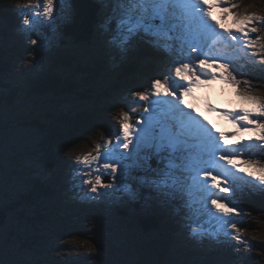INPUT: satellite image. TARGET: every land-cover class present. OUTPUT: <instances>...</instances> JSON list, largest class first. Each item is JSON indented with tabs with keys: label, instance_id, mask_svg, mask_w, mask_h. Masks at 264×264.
Here are the masks:
<instances>
[{
	"label": "snow or ice",
	"instance_id": "1",
	"mask_svg": "<svg viewBox=\"0 0 264 264\" xmlns=\"http://www.w3.org/2000/svg\"><path fill=\"white\" fill-rule=\"evenodd\" d=\"M31 2L28 0L29 4ZM115 2L121 17L118 27L124 34L121 46L143 31L165 49L170 47L169 40H177L180 52L167 76L153 79L148 90L131 93L137 108L144 103L147 106L139 112L135 124L130 111L121 109L115 143L109 139L110 147L103 153L97 145L95 155L89 152L72 160V146L65 147V155L74 165L91 166L92 162L106 161L103 169L115 182L105 183L102 175L81 176L82 184L90 186L82 198L96 200L102 195L101 189L122 185L135 170L143 169L157 177L151 181L157 187L164 185L189 195L207 193L204 198L222 217L239 216L242 209L229 206L239 182L264 189V160L253 159L256 153L249 151L254 147L264 148V96L252 91L248 80L238 78L241 74L231 61L213 54L212 45L222 41L225 48L239 46L258 56L259 63L264 64V35H259L262 29L257 26L264 24V15L241 12L239 4L233 0ZM225 4L228 6H223ZM217 9L222 13L220 19L214 15ZM53 11V0H46L44 12L51 17ZM229 16L233 21L231 26L224 23ZM22 20L23 26L32 28L34 22L27 15ZM37 43L36 39L31 40L32 45ZM219 65L224 68L223 74L218 76ZM217 79H223L235 90L239 107L216 108L207 96L199 99L206 111L219 112L224 120L235 125L234 131H222L205 111L187 99L190 96L196 99L197 89L211 86ZM260 155L264 156V152ZM153 158L157 160V168L149 162ZM224 222L235 232L228 231L225 235L239 247L244 243L241 229L230 219Z\"/></svg>",
	"mask_w": 264,
	"mask_h": 264
},
{
	"label": "rangeland",
	"instance_id": "2",
	"mask_svg": "<svg viewBox=\"0 0 264 264\" xmlns=\"http://www.w3.org/2000/svg\"><path fill=\"white\" fill-rule=\"evenodd\" d=\"M67 5L70 4L69 0L64 1ZM4 80V78H3ZM1 87V85H0ZM0 100H3V94L0 91ZM55 101L47 99L41 104L31 107L33 112L31 113L30 119L34 116L33 123L26 124V117L23 116L21 119L17 116L24 112L25 108H16L11 113L0 114V166H6L5 171L8 174L14 175L19 169V163L24 162L25 159L30 157L29 152H37L38 144L36 143L40 138V135L36 132V124L34 120H43L46 121V116L43 113H49L53 109H43L41 107L50 106ZM2 105L0 104V110ZM18 149H22L23 153H19ZM37 149V150H36ZM17 162V165H16ZM17 179V176H14ZM13 178V177H12ZM12 178L7 180L6 176L0 170V202L10 205L9 198L5 196L8 194L11 198H16L19 196L17 191L20 188L21 195L24 196L27 190L24 189V185L20 180L17 181L18 184L12 182ZM4 187V188H2ZM45 204V203H44ZM51 203H47V208ZM27 207L24 208V211H27ZM40 208V206H39ZM21 207L12 206L11 210V227H20L22 232L13 237L11 241H6V245H0V264H33L34 260L39 261L43 259L44 256L40 255L41 253L37 250H31V253L27 250V242H31L30 236L32 233H27L24 230V227L30 229V226H26L24 218L19 214ZM260 234L264 235V220L260 222ZM5 235V232H4ZM0 232V244L4 242V236ZM93 242V241H92ZM23 248L24 251L20 252ZM118 244L114 246V249L117 250ZM109 250V249H108ZM40 253V254H39ZM115 262H120V254L117 255L115 251L112 250L110 255ZM21 258H25V261H21ZM48 264H50L48 262Z\"/></svg>",
	"mask_w": 264,
	"mask_h": 264
},
{
	"label": "trees",
	"instance_id": "3",
	"mask_svg": "<svg viewBox=\"0 0 264 264\" xmlns=\"http://www.w3.org/2000/svg\"><path fill=\"white\" fill-rule=\"evenodd\" d=\"M55 123L56 122H53L47 125L45 122L44 124L40 122L41 128L48 132L44 135L46 138H43L40 143V145L44 146L45 151L50 150V147H52L54 143L65 140H70L71 142L81 140L84 138V134L94 132L98 124L94 114L89 113L76 114L70 119L66 113L58 118L57 123H59V125ZM65 124L67 126H65ZM40 208H47V206H40Z\"/></svg>",
	"mask_w": 264,
	"mask_h": 264
},
{
	"label": "clouds",
	"instance_id": "4",
	"mask_svg": "<svg viewBox=\"0 0 264 264\" xmlns=\"http://www.w3.org/2000/svg\"><path fill=\"white\" fill-rule=\"evenodd\" d=\"M13 2L15 3V4H17V5H23L25 2H26V0H13ZM22 23H23V20H22ZM225 23V22H224ZM227 24V23H226ZM233 24V21L231 22V24H227V25H229V26H231ZM223 68H224V66L223 65H219L218 66V70H217V75L219 76V75H222L223 74V72H222V70H223ZM216 81H223L224 82V80L223 79H217ZM225 83V82H224ZM226 84V83H225ZM219 91V88H217V92ZM225 99H227V97H217V100H218V102H223V100H225ZM74 117V116H73ZM85 136H86V138L88 137V134H84ZM65 141H67V140H65ZM1 167V166H0ZM13 229H14V231H15V233H17V227L15 226V227H13ZM18 233H22V232H18Z\"/></svg>",
	"mask_w": 264,
	"mask_h": 264
},
{
	"label": "bare ground",
	"instance_id": "5",
	"mask_svg": "<svg viewBox=\"0 0 264 264\" xmlns=\"http://www.w3.org/2000/svg\"><path fill=\"white\" fill-rule=\"evenodd\" d=\"M147 185H148L149 187H151L152 189L157 190L156 187H154L155 184L151 183V181H148ZM158 191H160V190H158ZM124 196H125V195H124ZM119 199H120L122 202H123V200H124V198H123L121 195H119ZM96 200H97V202H102V198H101V197H99V198L96 199ZM46 205H47V203L43 204L42 206H46ZM65 207H66V206H64L63 208H59L58 212H62V213H64L63 211H64ZM69 207H71V205H70ZM213 219H214V215H213ZM79 228H80V227H79ZM147 264H152V263H151V262H147Z\"/></svg>",
	"mask_w": 264,
	"mask_h": 264
},
{
	"label": "flooded vegetation",
	"instance_id": "6",
	"mask_svg": "<svg viewBox=\"0 0 264 264\" xmlns=\"http://www.w3.org/2000/svg\"><path fill=\"white\" fill-rule=\"evenodd\" d=\"M5 226V225H4ZM4 227H3V225H0V232H4Z\"/></svg>",
	"mask_w": 264,
	"mask_h": 264
}]
</instances>
